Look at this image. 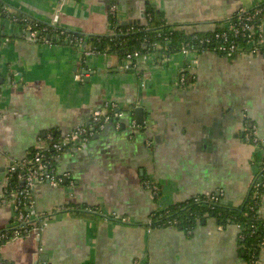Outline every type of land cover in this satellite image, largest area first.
<instances>
[{
  "label": "crops",
  "instance_id": "crops-1",
  "mask_svg": "<svg viewBox=\"0 0 264 264\" xmlns=\"http://www.w3.org/2000/svg\"><path fill=\"white\" fill-rule=\"evenodd\" d=\"M0 3L43 23L80 31L87 48H99L86 56L85 42L76 47L28 40V27L8 14L0 17V194L5 170L48 145L50 132L63 137L77 126H89L93 110L106 103H118L125 112L120 125L109 122L86 149L63 153L57 171L70 173L71 184L36 186L38 209L53 215L39 236L2 244L4 264H131L142 255L152 264H246L236 224L220 226L215 217L204 216L188 234L150 227L147 220L157 207L196 196H218L230 208L247 200L264 159V20L257 50L232 57L207 49L188 55L157 50L128 59L97 37L114 35L112 5L117 25H146L151 3L166 25L191 34L214 32L264 0ZM184 68L192 79L186 84L178 80ZM138 106L144 108V134L154 141L150 147L142 130L129 134ZM248 127L260 138L261 150L242 139ZM147 182L158 184L159 199ZM77 206L89 209L76 211ZM16 213L0 197V231L13 224ZM259 214L264 219V193Z\"/></svg>",
  "mask_w": 264,
  "mask_h": 264
},
{
  "label": "built area",
  "instance_id": "built-area-1",
  "mask_svg": "<svg viewBox=\"0 0 264 264\" xmlns=\"http://www.w3.org/2000/svg\"><path fill=\"white\" fill-rule=\"evenodd\" d=\"M110 13L113 16L117 14V7L112 5L110 8ZM260 14H263L260 24L254 26V20ZM13 21H18L17 17H10ZM264 20V6L260 7L256 10V12L247 17H241L239 21L232 22L230 21L225 26H222L225 30L222 33H216L214 37L209 38H198L200 43L204 44H212L213 50L217 53L225 55L227 57H232L235 54L239 53L242 50L250 49L252 52L257 50V47L263 41V37L261 32L259 31L260 26ZM54 26H59L55 25ZM62 27V26H59ZM261 30V29H260ZM47 27H33L28 26L27 32H29L30 38L33 41L37 42H46L51 43L50 38L45 36L44 33H47ZM259 34V36L256 34ZM65 30L60 31V36H63ZM66 35V34H65ZM63 37H68L67 35ZM246 39L247 45H242L238 41L239 39ZM68 39V38H67ZM73 42V39H69ZM77 41H83L82 38ZM191 51H196L192 49L187 44L182 48L183 54L188 55ZM98 53L96 48L86 49L84 54L86 56L95 55ZM145 54H140L139 52H132L127 55L128 59H133L136 57H145ZM80 77V76H78ZM178 80L182 84H186V75L185 68L180 70L178 75ZM114 110V113L111 111ZM124 112L119 108L117 103H106L104 108H98L93 110L91 117V124L89 126L80 125L75 128L70 134L61 137L58 141H55L51 133L47 135V143L48 145L39 147L37 152H35L32 156L24 159L20 163H13L10 165L4 172V178L1 189V201L4 203H11L17 209L16 216L14 218L13 224L10 227L5 228L0 232V247L5 243H12L14 241L27 238L31 235L39 236L44 228L46 219L50 218L53 215V212H44L40 211L37 207V203L34 196V190L37 185L48 183L52 187H58L65 183L71 184L72 177L70 173H58L53 165V161H58L62 157L63 153L66 150L71 149V147L78 148L79 151L82 150L83 146L87 144L96 134L101 133L106 128V125L113 121V117L118 118L122 117ZM131 127L134 131L142 130V126L137 123L136 119H133L131 122ZM145 131V130H144ZM144 131H140L141 134H144ZM248 141L246 143L259 147L261 150V140L256 134V132L252 128H246ZM146 144L147 146H151L153 144V139L150 136H147L146 133ZM45 139H40L41 143L44 142ZM259 144V145H258ZM52 151L53 153L49 155L46 151ZM263 164V163H262ZM263 169L261 168V171ZM259 174V173H258ZM257 174V175H258ZM256 175V176H257ZM264 174L259 175L256 179L255 186L259 185L262 181ZM66 185V184H65ZM146 187L151 191L154 199L160 197V187L156 183L147 182ZM260 192L258 190L255 191V194L258 195ZM159 199V198H158ZM220 200L218 196H210L207 197V202L210 204H216ZM159 207L155 208L157 211L165 210ZM118 218V217H117ZM176 222L169 221L167 227H173V224ZM148 224H152V219H148ZM240 227L241 232L244 230V227L241 225H237ZM191 233V232H190ZM255 255H251L250 261L246 262V264H260V261L257 260ZM0 264H4L3 260H0ZM131 264H152L147 257L143 255L135 258Z\"/></svg>",
  "mask_w": 264,
  "mask_h": 264
},
{
  "label": "trees",
  "instance_id": "trees-1",
  "mask_svg": "<svg viewBox=\"0 0 264 264\" xmlns=\"http://www.w3.org/2000/svg\"><path fill=\"white\" fill-rule=\"evenodd\" d=\"M263 6L264 3L258 5L257 7L249 11L238 13L232 18L231 21L237 22L241 17H247L249 15H252L256 12L258 8ZM7 10L8 8L0 3V17H3L5 14H8L9 17L15 16L18 19L17 22L25 26V28L28 26H33L36 28L47 27L48 31L47 33H44V35H47V37L50 38L52 43H64L80 47L86 41V36L80 31L68 30L63 27H57L48 23H43L36 19L29 18L28 16L18 12L17 10ZM145 16L149 21V25H147V23L146 25L137 24L125 27L122 25H117V14L116 16H113V14L110 13V22L112 23L115 29L114 35L109 36L107 40L105 38L101 40V37H97L98 41H104L105 43L107 42V44L110 45L113 50L126 57L132 52H139L140 54H149L157 50L165 53L166 55H169L175 52L182 51V48L187 44L192 49L199 51H204L207 49L213 50L212 44H202L199 40L195 38L198 37L200 39L214 37L217 32L222 33L225 30L223 27H220L211 33L194 32L188 34L183 30L176 29L174 26L166 25L163 13L158 11L157 8H155L154 5H152L151 3H148L147 5ZM262 17L263 14H260L254 20V26H256V28L260 24ZM62 29L65 30L64 35L66 34L68 37H63L64 35L59 37L60 31ZM70 38L73 39V42L69 40ZM80 38H82L83 41H77L80 40ZM97 38H94V40ZM238 42L242 45H245L247 43V40L242 38L239 39ZM94 45L93 47L99 50L98 45ZM144 45H146V48L144 47ZM185 75L186 83L192 80L190 78L191 75H189V72L186 70ZM118 106L123 111L122 107L119 104ZM111 113H114V110L111 111ZM114 119L115 117H113V120ZM50 133L55 141L61 139V136L53 132ZM246 134L247 131H244L241 137L245 142H248L250 140L246 138ZM38 150L42 149H34L33 152H31L30 156H32ZM46 153L51 155L53 152L48 150L46 151ZM57 163L58 161H53V165L55 166L56 171ZM262 169L263 170L259 172L256 177H254V181L248 198L240 208L227 207L226 205L222 204L220 200L216 204H210L206 201L207 196H196L186 202H180L175 205L169 206L163 211L154 210L150 215V218L152 219V224H148L147 220V225L155 228H164L169 225V221H172L176 222L173 224V227L181 229L189 234L190 232L192 233V228L195 226L199 219L203 218L204 216H213L217 219V222L220 226H224L227 224H236L243 226L244 230L241 232L240 239L244 259L246 262H249L250 257L253 254L255 255L254 257L260 261V253L264 249V219H262L259 214V205L262 194L264 193V177L262 178V181L259 183L257 188L255 186V183L257 177L259 175L264 174V159ZM256 190L260 192L258 195L255 194ZM158 198H156V200ZM68 207L66 206L65 208H63V210H66ZM85 207L77 206L78 209H73L76 211H86L89 209Z\"/></svg>",
  "mask_w": 264,
  "mask_h": 264
},
{
  "label": "water",
  "instance_id": "water-1",
  "mask_svg": "<svg viewBox=\"0 0 264 264\" xmlns=\"http://www.w3.org/2000/svg\"><path fill=\"white\" fill-rule=\"evenodd\" d=\"M126 24V23H125ZM129 24H132V23H130L129 22ZM27 35H26V39H28V40H32L31 38H30V35H29V32H27L26 33ZM86 45H87V42H85L84 44H83V49L84 50H86ZM145 47H146V45H145ZM89 48H91V47H88L87 49H89ZM2 82V81H1ZM120 108V107H119ZM124 112V111H123ZM123 116H125V112H124V115ZM122 116V117H123ZM122 117H118V118H115L113 121H111L110 122V126H113V122H117L118 123V125H120V123H121V119H122ZM133 119H136V121H137V123L138 124H140L141 126L144 124V108L142 107V106H138V107H136L135 109H134V112L132 113V119H131V122H132V120ZM109 126V127H110ZM124 126L126 127V125L123 123L122 125H121V128H124ZM130 133L129 134H132V133H134V129L131 127V124H130ZM108 130V129H107ZM142 130H143V128H142ZM146 130V129H145ZM102 135H104L103 133H101V134H96L95 135V138H99L100 136H102ZM90 142V141H89ZM89 142L87 143V144H85L84 146H83V149L85 148L86 149V147L88 146V144H89ZM72 149H74V151H76V152H78L79 150H78V148H76V147H74V148H72ZM70 150V149H69ZM46 259V258H45ZM0 260L2 261L3 259L0 257ZM47 260V259H46ZM7 264H10V263H7Z\"/></svg>",
  "mask_w": 264,
  "mask_h": 264
},
{
  "label": "rangeland",
  "instance_id": "rangeland-1",
  "mask_svg": "<svg viewBox=\"0 0 264 264\" xmlns=\"http://www.w3.org/2000/svg\"><path fill=\"white\" fill-rule=\"evenodd\" d=\"M115 218H117V217H115Z\"/></svg>",
  "mask_w": 264,
  "mask_h": 264
}]
</instances>
